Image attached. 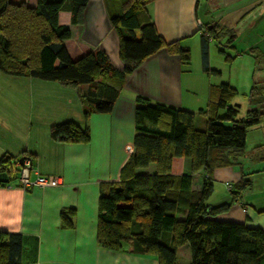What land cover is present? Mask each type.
Wrapping results in <instances>:
<instances>
[{
  "label": "crops",
  "instance_id": "crops-1",
  "mask_svg": "<svg viewBox=\"0 0 264 264\" xmlns=\"http://www.w3.org/2000/svg\"><path fill=\"white\" fill-rule=\"evenodd\" d=\"M24 1L29 7L36 5V0ZM202 1L153 0L147 4V10L166 43L195 35L197 26L201 27L197 22L198 18L201 22L199 6H206L208 10L228 9L220 15L226 20L225 26L233 18L238 17V20L252 13L257 26L253 29L256 38L251 46L256 55L252 54L259 58L258 70L264 71V45L260 44L262 39L259 41L264 24V0ZM107 4L106 0H88L82 21L73 24L69 2H65L59 12V23L70 30V38L63 43L73 60L100 49L112 67L120 70L123 62L119 55V35L109 20ZM135 34L140 36L138 30ZM182 43L189 48V64L182 65L179 56L164 46L122 80L108 73L94 78L91 84L72 85L0 71V158L9 156L14 169V178L0 183V231L21 235L20 264H158L156 254L139 250L132 241L122 243L120 249L100 245L97 239L99 198L102 187L116 185L123 179L122 167L134 152L137 96L148 98L151 103L193 111L196 113L194 127H206V116L197 112L205 110L217 98L216 84L212 81L213 74L202 70L200 37L191 43ZM102 81L117 90L112 109L106 113L93 111L92 104L83 99L89 91H94L97 82ZM256 82L258 86L264 85V76ZM261 94L252 99L251 108L264 106V92ZM86 110L89 111L87 121ZM65 121L80 127L86 123L89 140L70 142L53 138L51 126ZM260 126L264 123L256 125ZM263 140L264 137L258 139L250 148L245 145L243 150L242 169L245 173L251 172V186L241 197L243 205L233 203L224 210L225 216L216 215V218L244 222L264 230ZM21 156L31 160V179L38 175L59 176L62 184L26 189L20 186ZM155 171L154 163L133 169L135 174ZM171 173L177 176L190 173V159L174 157ZM209 175L213 189L208 202H226L229 198L226 183L234 184L239 179V169L233 165H219ZM203 177V168L191 172L192 190L201 189ZM0 180H8L4 172L0 173ZM184 217L176 213L178 221H183ZM144 222L142 218L135 219L133 230H138ZM171 236V231H163L161 240L169 244ZM176 257V264H190L188 243L177 248Z\"/></svg>",
  "mask_w": 264,
  "mask_h": 264
},
{
  "label": "trees",
  "instance_id": "trees-1",
  "mask_svg": "<svg viewBox=\"0 0 264 264\" xmlns=\"http://www.w3.org/2000/svg\"><path fill=\"white\" fill-rule=\"evenodd\" d=\"M106 1L109 20L119 35L122 69L113 68L100 49L73 60L63 43L70 38L68 27L59 23L64 3L69 2L70 21L77 24L82 21L88 0H36L34 7L27 6L24 0H0V71L72 85L91 84L94 78L108 73L122 80L164 46L179 56L182 65L190 63L189 48L181 39L166 43L158 33L147 10L153 0ZM199 15L202 70L217 74L209 65V40L229 34L230 42L235 35L232 29L218 24L206 6H199ZM215 89L217 98L197 112L206 116L204 129L194 127L193 111L136 97L134 152L122 167L123 179L116 185L102 187L99 198L97 239L102 247L120 249L122 243L132 241L139 250L156 254L158 264H176L177 248L188 243L190 264H264L262 228L216 218L233 203L243 205L242 194L251 186V172L245 173L241 166L243 150L248 130L264 123V106L250 108L245 117L238 118L236 104L228 103L236 89L225 82ZM263 92L264 85L258 86L254 81L250 101ZM116 95L117 90L102 81L83 99L92 104L93 111L106 113L112 109ZM221 108L225 109L223 115L219 114ZM88 115L89 111H84L86 121ZM50 134L70 142H87L90 137L86 123L80 127L70 121L54 124ZM174 157H188L190 173L172 174ZM149 163L156 166L153 174L133 173L134 168ZM219 165L237 166L240 177L234 184L226 183V202L211 204L208 199L213 185L209 173ZM201 168L204 181L201 189L195 191L191 188V172ZM3 172L8 180L0 183L14 178L9 156L0 158V173ZM176 213L184 214L183 221L176 219ZM139 218L145 222L133 230V221ZM163 231H171V243L161 240ZM21 251L20 234L0 231V264H20Z\"/></svg>",
  "mask_w": 264,
  "mask_h": 264
},
{
  "label": "rangeland",
  "instance_id": "rangeland-1",
  "mask_svg": "<svg viewBox=\"0 0 264 264\" xmlns=\"http://www.w3.org/2000/svg\"><path fill=\"white\" fill-rule=\"evenodd\" d=\"M202 2H205V0ZM210 11L213 19H215L218 24L225 26L226 20L221 19L220 15L222 13H227L229 10L218 8ZM237 18H233V20L226 24V28L232 29L235 35L232 41L227 42L229 34L219 38L213 37L209 40V65L212 69L218 71L217 74L212 75L213 83L218 86L220 83L225 82L236 89V93L230 96L228 103L232 105L237 104L236 117L241 118L245 117L246 111L252 106V102L249 99V91L254 81H258L259 78L264 76V71L258 70L257 65H259V62H257V60L259 58L256 59L254 56L256 54H254L251 47L254 44L253 38H256V35L253 34L254 27L255 29L257 28L254 22L256 21L255 16H253L252 13H246L240 19L236 20ZM200 30L201 27L197 26L193 37H186L180 41L191 43L193 40H198L199 34L197 33ZM260 36L261 38L258 37L259 41L262 39L260 44L264 45V24L261 25ZM192 49V51H196L194 48ZM237 54L241 55V57H238ZM254 66L255 69H253ZM224 113L225 109H219L220 115ZM263 137L264 126L251 127L247 133L246 148H250L258 139H262ZM261 199L264 200V197H261ZM225 212L226 211H221L217 213V215H219V217L225 216L223 215Z\"/></svg>",
  "mask_w": 264,
  "mask_h": 264
},
{
  "label": "built area",
  "instance_id": "built-area-1",
  "mask_svg": "<svg viewBox=\"0 0 264 264\" xmlns=\"http://www.w3.org/2000/svg\"><path fill=\"white\" fill-rule=\"evenodd\" d=\"M198 24H200V19H197ZM31 168V160L25 158L23 160L22 165L20 166L19 172H20V186L23 188H29L31 186H39V187H56L62 184V178L59 176H52V175H46V176H40L38 175L34 179H31L29 177V169ZM228 186H230L228 184Z\"/></svg>",
  "mask_w": 264,
  "mask_h": 264
},
{
  "label": "water",
  "instance_id": "water-1",
  "mask_svg": "<svg viewBox=\"0 0 264 264\" xmlns=\"http://www.w3.org/2000/svg\"><path fill=\"white\" fill-rule=\"evenodd\" d=\"M236 106H237V104H236ZM25 159V157L24 156H21L20 158H19V162H20V164H22L23 163V160Z\"/></svg>",
  "mask_w": 264,
  "mask_h": 264
}]
</instances>
